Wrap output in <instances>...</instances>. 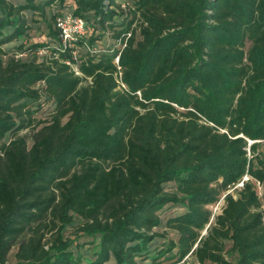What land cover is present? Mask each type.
<instances>
[{
    "label": "trees",
    "instance_id": "obj_1",
    "mask_svg": "<svg viewBox=\"0 0 264 264\" xmlns=\"http://www.w3.org/2000/svg\"><path fill=\"white\" fill-rule=\"evenodd\" d=\"M263 139L264 0H0V264H264Z\"/></svg>",
    "mask_w": 264,
    "mask_h": 264
},
{
    "label": "built area",
    "instance_id": "obj_2",
    "mask_svg": "<svg viewBox=\"0 0 264 264\" xmlns=\"http://www.w3.org/2000/svg\"><path fill=\"white\" fill-rule=\"evenodd\" d=\"M85 25L86 23L83 17L72 13H68L65 16L57 19V27L60 30L61 36V48L62 50L68 49L70 55V57L65 58L62 61L69 66L70 70L74 73V75L79 76L83 79L81 83H91V77L84 76L79 67L80 58L78 55V50L76 48L78 40L84 35L86 31ZM129 35L130 33H128L124 40L118 39L117 45L119 47V50L113 59V63L116 66V71L114 72V77L117 82L116 89L121 91L126 89V85L122 81V68L119 63V55L121 53L122 48L126 45V39ZM46 52L47 51L44 49L39 50V54H43ZM256 141L261 142V146L264 148V139L248 140V146L246 147L248 152L249 145ZM247 181H251L253 183L257 196L261 201L259 211L261 213L262 223L264 224V182L250 177L247 173L244 174L242 178L239 179L236 183L231 186H228L225 190H223L219 197L216 199V201L209 206L211 213L208 224L213 222L216 216L222 213V210L225 205L226 195L231 194L233 197H236L238 195V192L244 187V184Z\"/></svg>",
    "mask_w": 264,
    "mask_h": 264
},
{
    "label": "rangeland",
    "instance_id": "obj_3",
    "mask_svg": "<svg viewBox=\"0 0 264 264\" xmlns=\"http://www.w3.org/2000/svg\"><path fill=\"white\" fill-rule=\"evenodd\" d=\"M35 25H39L37 22L35 23ZM32 33H33V39L34 40H40V39H43V30H42V28L40 29V28H38V29H33V31H32ZM40 55V54H39ZM42 55V54H41ZM39 116H45V114H42V113H39L38 114ZM34 127H29V128H27V129H24V130H22L21 131V134L22 135H25L26 136V138H27V141L28 142H30L31 141V139H30V136L33 134V132H34ZM264 152V151H263ZM210 224H208L207 223V225H206V227H208ZM204 228L202 231H201V235L202 234H206L207 233V228ZM158 231L159 232H161V231H164V228H158ZM45 236L46 237H50V235H51V233H53V232H51V231H46L45 230ZM166 238L165 239H167V238H169V237H172L173 236V234H174V232L172 231V230H170V229H166ZM65 235H69L70 237L71 236H73L74 235V232H73V229L72 228H68L67 230H65ZM15 249H16V246L12 249V252L13 251H15ZM227 257H228V255L226 254V253H224ZM191 259H193V256L192 255H190V256H187V257H185L183 260H181V261H164L163 262V264H184V260L185 261H189V260H191ZM197 264H200L199 262H196ZM205 264H215V263H212V262H210V261H206V263Z\"/></svg>",
    "mask_w": 264,
    "mask_h": 264
}]
</instances>
